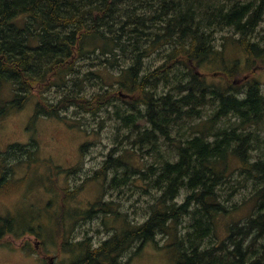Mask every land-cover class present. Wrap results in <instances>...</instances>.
I'll use <instances>...</instances> for the list:
<instances>
[{"label": "trees", "instance_id": "1", "mask_svg": "<svg viewBox=\"0 0 264 264\" xmlns=\"http://www.w3.org/2000/svg\"><path fill=\"white\" fill-rule=\"evenodd\" d=\"M262 30L264 0H0V121L35 98L34 120H64L88 135L103 127L83 128L68 112L106 111L115 122L101 173L83 185L103 176L107 198L126 185L131 208L124 213L110 202L106 209L100 200L73 219L99 215L102 229L115 230L97 246L90 235L69 243L74 224L68 232L63 214L55 216L60 244L86 248L71 264H121L124 254L136 255L162 235L171 238L162 248L175 250L177 264H264V83L235 82L239 63L227 67L225 44L215 43L220 32L240 35L226 39L244 52L245 70L254 71L264 67ZM217 60L224 72L197 71ZM146 61L154 66L148 72ZM110 71L117 74L105 81ZM90 146L81 147L83 156ZM39 150L31 140L0 151V196L22 192L45 164L67 176L80 169L53 166ZM24 164L25 177L16 179ZM244 190L254 213L219 243L218 220L239 209L233 201ZM110 216L121 224L107 227ZM20 231L15 218L0 217V246L24 237ZM21 248L36 253L26 243Z\"/></svg>", "mask_w": 264, "mask_h": 264}, {"label": "rangeland", "instance_id": "2", "mask_svg": "<svg viewBox=\"0 0 264 264\" xmlns=\"http://www.w3.org/2000/svg\"><path fill=\"white\" fill-rule=\"evenodd\" d=\"M226 37H233L234 40V38H240V35L231 32H220L217 34L215 42L222 48L225 44L223 50H227L225 54L227 67L233 66L236 62L239 63V72L235 77V82L240 83L248 78L250 80L258 79L263 84L264 67L256 64L254 71L245 70L246 56L244 52L233 41H227ZM257 39L264 42V30L260 31ZM153 60L154 64L158 66L159 61L155 57ZM90 66L91 63L86 62L82 68L83 73H86ZM145 66V72L154 68L151 61H146ZM109 67L113 68L111 65ZM114 67H117V65ZM227 67L224 66L221 60H217L214 63L201 64L198 66L197 71L212 76L216 72H224ZM113 74L117 73L115 71L104 72V80L109 81L111 79L112 81ZM207 79L211 80V77ZM87 87L91 91L94 88L89 82ZM115 87L118 88V85H115ZM262 88L264 90V84ZM121 99L125 101V99H132V97H121ZM35 103L36 99L33 98L24 109L13 111L0 121V151L6 150L12 143L26 144L34 140L39 144V157L43 161H50L54 164L53 166H60L66 170L76 165L80 169L76 173L67 176L66 172L58 174L57 171H53L45 164L35 171L28 186L22 192L0 196V217L15 218L16 231L21 230L20 233L25 235L19 240L10 239V241L20 246L26 243L30 249L36 251V253L29 254L21 247L12 244L5 245L6 242L0 246V264H71L84 257L86 248H67L66 245L60 244L56 229H54L55 216L63 214L69 232L74 224L73 219L81 214H88L92 205L100 200L102 204L105 202L104 208L106 209L110 202H113L114 207L127 213L131 208L127 198L131 191L125 185L121 187L124 193H121L122 191L115 192L113 196L107 198L103 192V189H107L102 185L103 176L83 185V181L101 173L104 160L114 146L115 138L112 137L111 129L114 127L115 122L109 119V114L106 111L101 112L97 117L92 115L82 117L73 112L67 113L69 117L75 119L73 121L76 123L84 124L83 128L88 126L89 129L94 127L99 130L100 127H103L98 135L96 133L88 135L64 120L55 118L34 120ZM226 123L228 122L226 121ZM86 142H92V146L83 156L81 147ZM135 165L141 166L142 163L135 162ZM27 169L26 164L17 167L16 179L24 178ZM115 175L116 172L111 170L107 179L111 181ZM135 178H138V182L142 183L138 176H135ZM135 178L129 179V181H135ZM75 190H77L76 193L67 194ZM249 195L248 190L241 191L233 201V203L241 204L239 209L230 215L219 218L216 226V236L219 243L227 237L231 225L245 222L254 213L255 202L251 200L246 202ZM135 198L134 195L131 200L134 201ZM139 203L140 206H143L144 201L139 200L136 204ZM92 209H95V207L93 206ZM98 216L95 218L85 217L82 220L80 218L73 225L70 237L68 236L69 243L86 240V237L90 235L91 240L89 243L92 246H97L115 233V230L113 232L110 229H102L101 217L97 218ZM133 221L136 222V218ZM120 224L121 222L118 219L114 222L113 216L106 220L107 227L115 228ZM59 230L60 228L57 229V231ZM156 240L157 244L152 242L146 244L141 252L136 255L133 251L124 254L120 261L121 264H177L175 250L162 248L170 243L171 238L162 235L158 236Z\"/></svg>", "mask_w": 264, "mask_h": 264}]
</instances>
